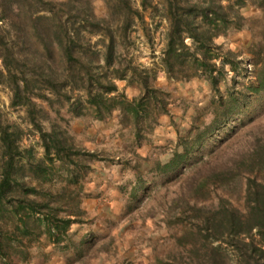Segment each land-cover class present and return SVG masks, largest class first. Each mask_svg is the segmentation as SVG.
<instances>
[{"label":"rangeland","instance_id":"obj_1","mask_svg":"<svg viewBox=\"0 0 264 264\" xmlns=\"http://www.w3.org/2000/svg\"><path fill=\"white\" fill-rule=\"evenodd\" d=\"M91 1L94 15L106 14L108 0ZM238 13L236 24L214 38L221 47L218 62L226 52L233 62H225L216 89L202 74L187 80L166 76L160 61L165 22L145 13L148 34L135 26L130 53L135 64L154 72L151 82L167 110L150 126L136 124L119 107L94 119L83 104L76 113L68 102L50 106L35 99L46 124L60 127L70 137L71 151L80 152L71 157L81 170H75L78 182L66 186L63 198L64 210L76 221L62 243L42 237L29 247L27 258L14 256L12 264H243L236 247L214 239L209 243L202 221L223 206L242 213L250 202L248 189L264 192V89L254 93L248 87L257 86L255 69L264 60V13L251 2ZM115 83L128 101L142 95V85L134 80ZM229 92L244 95L239 112L211 128L212 110ZM9 97L0 85L4 118L22 129L21 146L41 157L39 137L24 108L11 107ZM184 142L193 145L186 162L161 170L158 164L174 150L181 152ZM67 172L56 163L50 192L63 187ZM213 247H219L216 259Z\"/></svg>","mask_w":264,"mask_h":264},{"label":"trees","instance_id":"obj_2","mask_svg":"<svg viewBox=\"0 0 264 264\" xmlns=\"http://www.w3.org/2000/svg\"><path fill=\"white\" fill-rule=\"evenodd\" d=\"M134 1L108 0L106 14L98 17L91 0H0V85L9 90L11 107L24 108L43 152L36 157L32 148L21 146L22 129L9 123L0 108L1 264H12L14 256L27 258L29 247L42 237L62 243L76 221L64 210L63 198L66 186L78 182L75 170L80 167L71 157L80 152L71 151L70 137L60 127L46 124L35 99L50 106L68 102L76 113L83 104L94 119H104L119 107L136 124L150 126L167 110L151 82L154 72L135 64L130 53L135 26L148 34L146 12L165 22L160 61L166 76L187 80L202 74L214 89L223 79L225 62L233 63L229 52L218 62L221 47L214 38L236 24L239 7L247 2L264 13V0H138L139 7ZM260 63L257 86H248L254 93L264 89V60ZM126 78L142 85L140 97L128 101L119 92L115 81ZM242 99L241 92L220 95L211 128L238 113ZM192 148L184 142L181 152L174 150L158 167L168 171L182 165ZM56 163L69 169V178L61 179L63 187L52 193ZM247 198L242 213L223 206L204 215V230L209 243L214 239L236 247L243 264H264V192L248 189ZM218 248L211 249L213 259L220 256Z\"/></svg>","mask_w":264,"mask_h":264}]
</instances>
